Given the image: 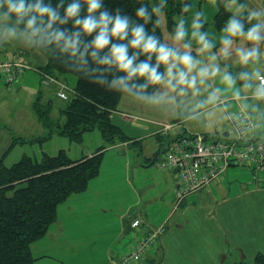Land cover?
<instances>
[{"label":"crops","instance_id":"0c3cea01","mask_svg":"<svg viewBox=\"0 0 264 264\" xmlns=\"http://www.w3.org/2000/svg\"><path fill=\"white\" fill-rule=\"evenodd\" d=\"M257 3L259 8H264L262 0H257ZM209 9H212L211 5ZM216 11L217 6L214 11H210L212 15L204 27L217 41L212 51L219 53L220 29L214 25ZM6 44L0 45V49L4 50ZM192 51L195 52L196 47ZM234 59V56L229 57L222 63L231 64L232 70L238 74L244 67L233 63ZM23 60L32 66L44 64L36 62L33 56H27L26 59L23 57ZM34 79H38V74L27 70L13 84L17 85L14 94L21 91L17 96H21L29 87L32 89V93L28 94L29 100L23 103L26 107L17 109L16 113L19 116L32 114L29 119L38 127L39 133L34 135L38 140L45 138L49 129L34 110V102L38 99L42 102L45 96L29 86ZM218 83L217 79L213 86ZM1 84L6 86L0 76ZM52 86L57 96V85ZM45 89L48 91V87ZM5 90L0 86V135L5 142L9 141L10 152L15 149L17 151L10 161L11 165L24 155L40 158L43 153L54 155L66 148L58 145L54 149H42V144H39L38 151L32 149L27 152V143H24L20 126L13 119L14 112L7 108ZM46 94L50 95L48 92ZM224 96L223 103L228 100L234 103L227 109L215 106L218 109L216 113L210 112L209 117L203 116L199 123L185 121L182 116L174 113L169 118L165 115L163 119H158L119 109L114 111L112 120L128 140L107 145L98 175L90 179L84 191L70 194L57 206L56 217L45 235L31 244L35 258L33 264H112L129 251L138 238L158 226L164 229L155 245L134 264H233L251 259L256 252L264 253V232L262 236L259 235L264 230V170L256 172L241 168V171L246 170L261 179L255 182L254 177L251 181L245 178L242 182L235 178L236 173L232 167L236 166H230L223 172L218 183L208 185L176 204V173L157 165L161 150L169 139L209 132H222L216 137L231 138L233 129L226 116L228 112L244 111L254 120L241 100L233 99L230 93ZM51 104L52 101L48 107ZM24 123L27 124V120ZM12 124L18 134L12 132ZM166 124L170 126L163 130ZM254 135L264 136V126L257 127ZM52 136L42 142L47 143ZM98 147H88L79 157L90 155ZM218 193H222L221 199H216ZM200 196H204L203 200L208 205L200 203V206H196ZM134 220H139L137 227H132Z\"/></svg>","mask_w":264,"mask_h":264},{"label":"clouds","instance_id":"9594fccd","mask_svg":"<svg viewBox=\"0 0 264 264\" xmlns=\"http://www.w3.org/2000/svg\"><path fill=\"white\" fill-rule=\"evenodd\" d=\"M167 2L149 0L150 7L136 8L133 16L118 7L110 10L105 0H0V45L17 42L64 54L68 66L87 79L168 118L174 113L199 123L209 106L229 108L223 101L230 93L257 121L256 128L264 126V8L224 0L230 15L219 30L217 53L202 10L193 11L190 21L176 18L171 43L146 28L153 14L154 24L161 23ZM190 7L182 5L184 12ZM69 21L72 27H63ZM233 56V63L244 67L238 74L222 63ZM226 116L247 124L239 113ZM237 131L250 130L238 126Z\"/></svg>","mask_w":264,"mask_h":264},{"label":"trees","instance_id":"16d2710c","mask_svg":"<svg viewBox=\"0 0 264 264\" xmlns=\"http://www.w3.org/2000/svg\"><path fill=\"white\" fill-rule=\"evenodd\" d=\"M262 2L264 3V0ZM190 3V0H168L160 14L161 23L154 24L156 14H153L152 20L146 23V28L165 41L162 20L164 19L170 35L176 22V15L186 13L182 5ZM215 3L217 11L214 15V25L221 29L230 13L224 7V0H215ZM105 4L110 10L118 7L133 16L136 8L150 7L149 0H105ZM63 27H72L71 21ZM37 51L45 56V63L36 69L41 85H48L42 84V73L52 75L62 84L66 74L75 77L73 89L64 84L68 97L62 99L66 102L60 110L55 128L53 127L55 123L49 116L50 107L39 99L34 102L35 112L49 129L47 136L38 141L49 138L53 133L79 140L82 133L98 130L104 144L90 155L76 159H71L65 150L60 149L54 155L43 153L40 158L24 155L9 167L0 163V264H33L35 258L31 252V244L45 235L56 217L57 206L70 194L84 191L90 179L98 175L107 145L128 140L112 120V114L117 110L122 95L92 82L85 75L69 67V61L64 54L53 50ZM139 58L142 59L143 56ZM29 66L32 68V65ZM56 85L58 91L60 86ZM233 264H264V253L256 252L251 259L239 260Z\"/></svg>","mask_w":264,"mask_h":264},{"label":"built area","instance_id":"2783aa9c","mask_svg":"<svg viewBox=\"0 0 264 264\" xmlns=\"http://www.w3.org/2000/svg\"><path fill=\"white\" fill-rule=\"evenodd\" d=\"M30 66L17 56L0 58V76L7 86H11ZM42 84L56 83L60 86L58 96L64 99L60 93L66 86L54 79L52 75L42 73ZM246 125L241 121L228 117L233 129L231 138L226 136L207 137L203 133L186 134L178 138L169 139L164 151L161 152L158 164L161 167L173 169L176 172L177 186L175 188V202L180 203L190 194L208 186L218 183L222 179L223 172L230 166L250 169L256 172L264 170V136L254 135L256 121L252 120L244 111H238ZM170 125L163 126V130ZM244 126L248 133L238 132L237 127ZM139 220L132 222V227H137ZM163 226L150 230L138 238L133 247L114 260V264H134L143 254L152 248Z\"/></svg>","mask_w":264,"mask_h":264},{"label":"rangeland","instance_id":"374dc122","mask_svg":"<svg viewBox=\"0 0 264 264\" xmlns=\"http://www.w3.org/2000/svg\"><path fill=\"white\" fill-rule=\"evenodd\" d=\"M190 1H191V3H190L191 7L189 8V10L186 13L181 14V15H184L190 21L191 14L193 11L202 10L206 14L207 21H208V19H210L211 15H212V12H210V11H212V10L214 11V8L216 7L215 1H212V0H190ZM247 4L250 8H259L260 7V5L257 3V0H247ZM210 5L212 6V9H209ZM178 16H180V15H176V18ZM207 26H208V24H207ZM162 29H163V33H164L165 42L171 43L170 35L167 32L164 19L162 20ZM193 47L195 48L196 45H193ZM15 51H17V53H14ZM5 56H6V58H11L13 56H17L21 60H23V57L26 59L27 56H33V58L36 59V62L45 63V56L43 54L39 53V51H37V50L27 48L24 45L17 43V42H10V43L5 45L4 50L0 49V58H4ZM37 67L38 66H32V68L27 69V70H31V71L35 72L36 74H38V79H34L33 82L29 86H31L35 92H37L39 90L42 93H44L43 95H45V96H43L42 97L43 100H41L43 103L48 105L49 101H52L51 107L49 109V111H50L49 116L53 120V123H55L53 126L55 128L56 125L58 124V121H59L60 110L65 105L66 100H62L61 98H58L56 96L55 92H53V88H54V86H52L53 84L47 85L48 91H47V89H45L47 87L41 85L40 76L36 70ZM65 76H66L65 78L62 77L64 84L67 87L73 89L74 84H75V77L72 74H66ZM0 86H2L4 88V90L6 89L5 90L7 93L6 105H7V108L9 110L11 109L14 112L13 119L20 126V129H21L20 133H22V136L24 137V141H25L24 143H27V145L25 147L27 152L33 151L32 149H35L36 151H38L39 150V144H42V146H41L42 149H54V147H56L58 145H63L66 147L65 149H63L66 151V155L68 157H70L71 159H74L76 157H79L81 155V153L83 151H85V149H87L88 147L89 148H96L99 145H103L104 140H103V138H102V136L98 130H90V131H86V132L82 133L79 140H75V139H71V138L69 139L67 136H63V135H60L57 133H53L54 135L53 136L51 135L52 138H50L47 141V143H43L42 142L43 140L38 141L36 139L37 137L34 136V135H37L39 133L38 127H36V125L33 123L34 121H32V119H29L31 113L27 114V115L24 113L23 116H19L16 113L17 109L22 108V107H26V105H24L23 103L25 100H27V101L29 100L28 94L32 93L31 92L32 89L29 87L28 89H25V91L22 92L21 96H17V94H21V91H19L17 94H14L16 89H17L16 84H13L11 87H8L7 85L4 86L2 84ZM46 92H48L50 95L46 94ZM52 94H55V95H52ZM226 102L229 105L234 103V101H231V100H228ZM27 105H29V104L27 103ZM27 108L30 109V107H27ZM117 109H119L121 111L123 110V111L129 112V113L142 114V115H144V117H149V118L153 117V118L163 119V117L165 116L159 110H155V109L149 108L147 106L137 105V103H134L133 101L129 100L128 98H126L124 96H122L119 99L118 104H117ZM216 110H218V109H215V107L214 108L210 107L209 110L205 111V114L203 116L209 117V113L212 112L213 114H215ZM24 115H26V117ZM220 115H221V113H220ZM31 116H32V114H31ZM25 120H27V124L24 123ZM10 127L12 128V132L14 133V135L19 133L17 128L13 124ZM221 133L222 132H218V133L217 132H209L208 135L210 137L211 136L216 137L218 134H221ZM231 136H233V131H232ZM8 145H9V141L5 142L4 138L0 135V161L5 165H11L12 162H10V161L17 154L16 149H15V151L12 150L10 152ZM4 153H5V156L2 157V155ZM157 165H159V164H157ZM232 169L236 173L235 178L237 179V181L244 182L245 178H246V180H247V178H249V181H251V179L253 177H254L253 179L255 182L261 180L256 176H252L246 170L241 171L243 169H241L240 167L236 166V167H232ZM229 180H231V179H229ZM226 184H228V183H226ZM230 184L231 183H229V185ZM218 197H219V199H221L222 193H218L216 199ZM203 198H204V196L199 197L200 202L199 201L196 202L197 207L200 206V203H203V205H208L206 200H203ZM263 232H264V230L263 231L261 230L259 235L262 236ZM111 262H112V260H111ZM113 263L114 262H112V264Z\"/></svg>","mask_w":264,"mask_h":264},{"label":"water","instance_id":"95a60500","mask_svg":"<svg viewBox=\"0 0 264 264\" xmlns=\"http://www.w3.org/2000/svg\"><path fill=\"white\" fill-rule=\"evenodd\" d=\"M48 104H50V101H49V103Z\"/></svg>","mask_w":264,"mask_h":264}]
</instances>
